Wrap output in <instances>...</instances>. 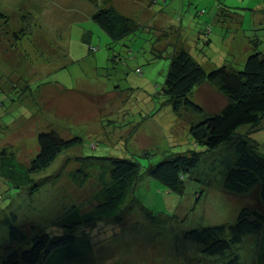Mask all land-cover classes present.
<instances>
[{
    "label": "rangeland",
    "instance_id": "374dc122",
    "mask_svg": "<svg viewBox=\"0 0 264 264\" xmlns=\"http://www.w3.org/2000/svg\"><path fill=\"white\" fill-rule=\"evenodd\" d=\"M217 1L236 7L241 19L239 31L228 45L216 29L204 48H192L191 38L185 41L206 71L230 60L239 67L249 47L243 45L242 34L250 35L251 17L264 13V0ZM96 2L0 0V154L13 155L26 165L39 150V132L81 138L47 167L30 174L31 178L48 176L36 190H30L31 183L18 187L0 177V264L7 251L16 247L3 223L12 214L14 225L29 239L41 232L63 233V216L93 210L102 184L98 179L101 169L84 166L82 157L128 158L143 173L149 163L163 155L191 148L188 118H179L161 91L172 52L166 35L152 30L134 43L128 38L114 43L87 17L88 7ZM207 2L201 0L192 10L199 29L210 15L194 12L209 11ZM253 33L263 36L257 46L264 51V25ZM123 44L130 46L128 55ZM94 51L101 53L95 54L96 59ZM113 52H120L123 63H111ZM190 99L209 115L218 113L225 104V98L206 84L196 87ZM245 130L250 131L248 136L264 158V120L256 129L241 128L238 132ZM234 159L230 142L204 152L185 179L182 192L166 191L156 180L144 177L134 194L128 193L131 201L129 197L124 202L121 213L97 220L78 235V241L87 240V258L79 264H222L234 256L238 264L259 263L264 231L214 257L203 255L183 238L191 228L233 223L244 206L259 208L256 189L245 195L223 190L224 175ZM102 164L105 169L106 163ZM104 181H108L107 174Z\"/></svg>",
    "mask_w": 264,
    "mask_h": 264
},
{
    "label": "trees",
    "instance_id": "16d2710c",
    "mask_svg": "<svg viewBox=\"0 0 264 264\" xmlns=\"http://www.w3.org/2000/svg\"><path fill=\"white\" fill-rule=\"evenodd\" d=\"M183 1L190 5L189 0ZM213 2L218 15L222 16V13L228 12L223 16H237L235 7H229L217 0ZM192 13L191 18L195 24V16ZM194 13L207 15L208 10H195ZM256 18L258 20H254ZM91 20L114 43L142 30L139 23L112 6L97 5ZM263 23L264 13L251 17L249 30H253L243 44H248L249 47L244 51L245 55L242 54L245 57L239 60V67L236 66V61L230 60L232 63L226 62L206 71L193 58L190 50L175 47L170 53L161 91L179 118H188L190 149L163 155L159 161L149 163L144 168V174L139 165L128 158L82 157L84 166L101 169L98 179L102 184L93 210L88 214L79 215L76 211L63 216L61 224L66 229L63 233L51 235L41 232L29 239L14 225L12 214L10 219L6 218L3 223L8 228L10 241L14 242L16 247L7 251L2 264L83 263L87 258V250H84L87 240L78 241V235L85 232L82 230L91 229L97 220L116 217L117 212L121 213L124 202L129 197L131 201L132 197L128 193L134 194V188L139 181L147 176L159 182L166 191L182 192L185 179L190 176V171L197 167L202 154L227 142L233 145L235 159L224 175L222 188L231 195H245L256 189L259 208L244 206L233 223L191 228L183 233V238L196 245L203 255L214 257L240 245L248 236L264 231V158L257 153L256 144L248 136L250 131L238 132L241 128L256 129L264 120V51L257 46L262 42L260 39H263V36L253 33L261 28ZM197 30L199 34L193 48H204L206 43H209L212 32L211 21H206L205 25ZM224 32L225 29L222 36ZM227 51L235 53L234 49ZM109 59L113 64L123 63L121 56L115 52ZM137 70L138 74L142 73L140 68ZM203 84L214 88L225 98V104L216 114L209 115L204 108L190 99L193 90ZM80 142L79 136L64 138L54 131L39 132V150L26 165L17 161L13 155L0 154V177L18 187L31 183L30 190H36L48 176L31 178L30 174L44 169L62 150ZM194 146L202 149H196ZM102 162L106 163L105 169ZM80 173L85 176L83 171ZM105 174L108 181H104ZM261 238H264V235ZM261 252L263 262L261 260L257 264H264V246ZM222 264H238V257L234 256Z\"/></svg>",
    "mask_w": 264,
    "mask_h": 264
},
{
    "label": "crops",
    "instance_id": "0c3cea01",
    "mask_svg": "<svg viewBox=\"0 0 264 264\" xmlns=\"http://www.w3.org/2000/svg\"><path fill=\"white\" fill-rule=\"evenodd\" d=\"M160 1L162 3H160ZM189 2L190 5H188L183 0H98V2L95 3L94 5L90 4L91 8L88 7L89 10L87 17L88 19L91 20V15L97 9V5L112 6L121 14L134 19L137 23L140 24L142 28V30L137 34H131L125 37L128 38L127 40H129V43L136 42V40H138L139 37L145 35L146 33L152 30L155 31L156 35H159L160 32L162 31L161 33L162 35H166L168 39V44L172 48V51L174 47H183L189 51L190 49L186 47L185 41L191 38V41L193 43L191 47L193 48V46L195 45L194 42L199 34L197 30L198 28L195 26V24L193 25L191 23L192 21L191 13L193 7H195L197 3H200L201 0H197L196 3L195 0H189ZM207 4L210 7L208 11L210 18H208V20L211 21L212 31L216 29L218 33L221 32L222 34L223 30L225 29L224 35L221 37V39L222 42H225L226 45H228L231 38H234V34L239 31L237 27L240 25L239 20L241 17L235 15L232 16L231 14H227L226 16H223L228 12L222 13V16H220L218 15L217 10L213 6L214 4L213 0H208ZM226 5L229 7H234L228 4ZM254 20H258V19L256 18ZM252 23H254V21ZM90 27L94 29V32L96 33L99 32V31H95V27H93V25ZM183 28H186L184 32L182 31ZM242 35H243L242 37L244 38V42L246 43L248 36L244 34ZM80 36L84 37L86 36V34L83 35L80 34ZM211 36H212V32L209 37L210 38L209 43H206V46L211 43ZM89 40L91 41V36L89 37ZM104 41H107V39L104 38ZM123 46H124L123 47L124 52H126L128 55L131 51L129 48L130 46L127 44H123ZM161 47L162 45H160V48ZM168 48H164V49H166L167 51ZM225 48L227 50L232 51V48L229 47H225ZM162 49L159 51L163 52ZM89 51L91 52V50ZM96 53L98 52L93 53V55H95ZM119 53L120 52H118V54ZM99 54L101 53H98V55ZM96 58L97 57L95 55V59ZM135 58L136 56L133 57V60ZM97 69L99 68L98 67L95 68V70Z\"/></svg>",
    "mask_w": 264,
    "mask_h": 264
},
{
    "label": "bare ground",
    "instance_id": "6f19581e",
    "mask_svg": "<svg viewBox=\"0 0 264 264\" xmlns=\"http://www.w3.org/2000/svg\"><path fill=\"white\" fill-rule=\"evenodd\" d=\"M160 3H162L161 1H160ZM95 48V47H94ZM89 49V48H88ZM96 49V48H95ZM138 72V71H137Z\"/></svg>",
    "mask_w": 264,
    "mask_h": 264
},
{
    "label": "built area",
    "instance_id": "2783aa9c",
    "mask_svg": "<svg viewBox=\"0 0 264 264\" xmlns=\"http://www.w3.org/2000/svg\"><path fill=\"white\" fill-rule=\"evenodd\" d=\"M93 50V49H92ZM138 70L136 69V72H137Z\"/></svg>",
    "mask_w": 264,
    "mask_h": 264
}]
</instances>
